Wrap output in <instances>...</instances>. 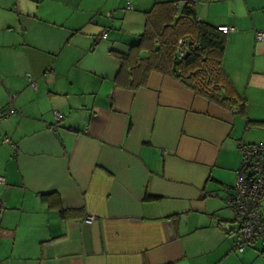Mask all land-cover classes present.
I'll list each match as a JSON object with an SVG mask.
<instances>
[{"label":"crops","instance_id":"0c3cea01","mask_svg":"<svg viewBox=\"0 0 264 264\" xmlns=\"http://www.w3.org/2000/svg\"><path fill=\"white\" fill-rule=\"evenodd\" d=\"M159 1L0 0V264H264V244L234 249L228 205L238 142L264 143L248 124L264 122V0H196L201 20L236 28L223 66L246 115L157 71L116 83L113 52Z\"/></svg>","mask_w":264,"mask_h":264},{"label":"trees","instance_id":"16d2710c","mask_svg":"<svg viewBox=\"0 0 264 264\" xmlns=\"http://www.w3.org/2000/svg\"><path fill=\"white\" fill-rule=\"evenodd\" d=\"M145 17L139 42L128 53L113 52L122 65L116 78L118 85L122 77L128 89L137 90L146 86L150 74L157 71L233 113L247 114L246 99L237 92L223 66L228 34L198 17L196 0L159 1ZM181 39L188 46L183 56ZM248 124L264 122L248 120ZM41 198L51 208H58L63 219L76 215V210L63 207L57 193L42 194ZM157 198L146 195L147 200Z\"/></svg>","mask_w":264,"mask_h":264},{"label":"built area","instance_id":"2783aa9c","mask_svg":"<svg viewBox=\"0 0 264 264\" xmlns=\"http://www.w3.org/2000/svg\"><path fill=\"white\" fill-rule=\"evenodd\" d=\"M218 29L225 34L236 31L235 27L228 25H219ZM107 33H104L105 38ZM256 38L264 39V33L257 31ZM180 55L185 54L188 48L187 44L181 39L179 41ZM28 78L32 79V75L28 74ZM31 85L36 88L37 83L32 79ZM16 95L12 97V100ZM12 110H5L2 113L6 116L12 113ZM64 115L55 112V122L60 123ZM10 142V139H5ZM238 150L242 155L241 166L237 171L236 182L234 186V194L228 199V205L231 206L236 213V222L238 224L239 240L234 244V249L243 252L247 247L256 244H264V143H245L238 142ZM0 183H5V178L0 176ZM88 220H93L89 216Z\"/></svg>","mask_w":264,"mask_h":264},{"label":"rangeland","instance_id":"374dc122","mask_svg":"<svg viewBox=\"0 0 264 264\" xmlns=\"http://www.w3.org/2000/svg\"><path fill=\"white\" fill-rule=\"evenodd\" d=\"M103 1H106V4L108 3V4H111L114 0H103ZM117 1V0H116ZM202 4V6H200V7H203L204 9H206V2H204V3H201ZM81 5H83V2L81 3ZM214 9L216 10V11H218V12H220L221 10H222V8H221V5L219 6L218 4H216L215 6H214ZM108 11H109V9H105V11H103L101 14H97L96 16L97 17H102V16H107V17H110V15L108 14ZM233 226H236V228H238V224H237V222H235V225L233 224Z\"/></svg>","mask_w":264,"mask_h":264},{"label":"water","instance_id":"95a60500","mask_svg":"<svg viewBox=\"0 0 264 264\" xmlns=\"http://www.w3.org/2000/svg\"><path fill=\"white\" fill-rule=\"evenodd\" d=\"M226 227H227L229 230H231V227H230V226L226 225Z\"/></svg>","mask_w":264,"mask_h":264}]
</instances>
